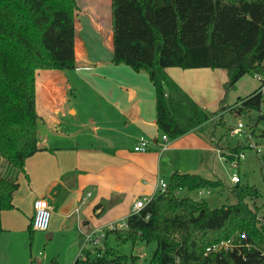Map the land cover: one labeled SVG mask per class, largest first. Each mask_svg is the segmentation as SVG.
I'll return each mask as SVG.
<instances>
[{
	"label": "trees",
	"instance_id": "trees-1",
	"mask_svg": "<svg viewBox=\"0 0 264 264\" xmlns=\"http://www.w3.org/2000/svg\"><path fill=\"white\" fill-rule=\"evenodd\" d=\"M108 7L113 63L148 73L162 133L175 139L225 110L222 105L209 112L172 80L167 73L170 67L226 69V92L244 75L259 74L260 86L238 97L231 112L248 117L263 110L264 0H112V6L111 0H103L102 8ZM80 9L78 0H0V234L1 213L14 208L19 173L25 170L27 158L41 150L37 71L76 68ZM244 148H232L228 158ZM211 187L225 185L199 174L174 172L165 191L151 197L138 213H130L125 227L103 231L102 240L113 233L133 244L155 242V264H264V215L261 206L253 203L261 194L259 188L237 182L230 188L236 203L217 208L179 194ZM33 219L28 226L31 236ZM226 240L233 247L208 252V247ZM95 251L83 248L73 264L127 260L107 243Z\"/></svg>",
	"mask_w": 264,
	"mask_h": 264
},
{
	"label": "crops",
	"instance_id": "crops-1",
	"mask_svg": "<svg viewBox=\"0 0 264 264\" xmlns=\"http://www.w3.org/2000/svg\"><path fill=\"white\" fill-rule=\"evenodd\" d=\"M102 1L94 14L83 12L77 17L76 68L37 71L36 109L49 132L38 130L41 150L27 158L25 170L19 173L14 208L1 213V242L4 237L12 243L16 233L28 230L36 198H46L52 206L47 238L62 232L83 238L92 233L96 238L112 224L123 223L135 200L157 195L160 178L168 182L174 172L205 177L220 153L232 160L227 152L232 148L207 137L203 124L175 139L169 137L167 147L161 148L155 87L146 71L113 63L112 9L105 36L102 11L107 9ZM217 71L167 68L172 80L197 102L213 88ZM74 82L80 85L76 92L81 102L65 107L68 86ZM215 89L218 102V86ZM234 105L224 104L227 109L212 119L218 121ZM142 136L149 148L135 151ZM102 239L96 247L105 246Z\"/></svg>",
	"mask_w": 264,
	"mask_h": 264
},
{
	"label": "rangeland",
	"instance_id": "rangeland-1",
	"mask_svg": "<svg viewBox=\"0 0 264 264\" xmlns=\"http://www.w3.org/2000/svg\"><path fill=\"white\" fill-rule=\"evenodd\" d=\"M101 1L102 0H78L81 14L83 12L94 14L95 11L100 8ZM106 9V12L102 11V16L105 19L104 34L108 36L111 7ZM63 72L68 71L65 70ZM211 75L212 74H210V76ZM261 78L262 76L258 77L256 74L248 73L237 82L235 88L226 92L223 85L228 80L227 70L218 69L217 73L212 78L214 84L213 88L209 89L199 102L204 104L209 112H214L220 105H232L236 102L238 97H244L258 88L261 84ZM74 83L75 84H70V86H68V100L65 103V107L69 105L78 106L81 102L79 99L80 93L77 94L76 92V88L80 87V85L79 83ZM215 85L218 86V93L220 94L218 102H216L217 93ZM225 108L227 109V107ZM259 114L260 112L253 111L250 116L241 117L235 116L234 113L230 111H226L224 117L222 116L218 121L211 119L203 124L202 128L207 132V137H213L215 142L220 141L222 146H229L230 148H234L238 145L244 146L242 143L245 144L247 135L240 134L239 132L233 133L232 130L237 128L240 120H243L247 125L248 123L256 122ZM68 118L71 117L68 115ZM39 130L40 132L43 130L44 134H48L49 132L43 127L42 122H39ZM263 130L264 124L263 121L260 120L257 124L255 140L261 143L262 146H264V136L260 133ZM227 152H231V149ZM244 152L246 158L241 160L239 167H234L232 162L225 156L222 157L223 155L220 153L219 158L214 162L211 161L209 164L211 172L205 170V173L210 174L205 177L220 180L224 183L225 187L207 188L204 189L203 193L183 190L180 196H191L196 200L206 201L212 208L234 204L237 199L231 193L230 188L236 183L232 180V176L236 173L240 177L241 184L249 183L259 188L261 194L258 198L253 199V203L261 206L260 213L264 215V163L262 161L264 153L258 154L255 149L249 146L244 148ZM212 170L214 171V175H211ZM7 234H9V232ZM47 235L48 232L43 230H34L32 236L28 230L24 232L20 231L14 235L17 239H13L12 243L2 237V242L0 241V264H72L80 255L83 248L91 249L96 252V244L92 240L86 242L85 236L83 238L75 232H71L69 235L62 232L51 239L47 238ZM106 242L107 246L112 249L115 254L127 255L125 264H155L152 262V256L156 249L155 242L146 243L140 240L136 244H133L130 240L124 241L117 239L113 233L106 239Z\"/></svg>",
	"mask_w": 264,
	"mask_h": 264
},
{
	"label": "built area",
	"instance_id": "built-area-1",
	"mask_svg": "<svg viewBox=\"0 0 264 264\" xmlns=\"http://www.w3.org/2000/svg\"><path fill=\"white\" fill-rule=\"evenodd\" d=\"M258 77H261L260 75L257 74ZM260 115H261V120L263 121L264 124V109L262 111H260ZM257 124L256 122H251L248 125L243 121L240 120L238 122V126L237 128L233 129V133L235 132H239L240 134H245L247 135V140L244 143H242L243 145L249 146L253 149L256 150V152L258 154H262L264 153V146L261 145V143H258L255 140V132L257 129ZM247 129V130H246ZM264 132L261 131V133ZM260 133V134H261ZM169 140V136L166 133L162 134V149H165L167 147V141ZM149 148V141L147 140V138H145L144 136L140 137L139 141L135 144L134 146V150L138 151V152H144L147 151ZM264 156V154H263ZM246 158V154L245 152H240L238 154H236L234 156V158L231 160L232 165L234 167H239L240 162L242 159ZM232 180L234 182H240V177L238 174H234L232 176ZM168 186V182L165 181L164 179H159L157 188L159 191H165V189ZM151 197H141L137 200H135V202L132 204L131 206V211L130 213H138L140 211L141 208H143L149 201H150ZM34 209H35V214H34V219H33V228L35 230H43L46 231L49 229V225H50V221H51V216H52V206L49 202V200H47L46 198H36L34 200ZM126 223L125 221L121 224H112L110 226V228L113 229H117V228H122L125 227ZM104 232H102L99 236H97L96 238H94V236L92 235V233L87 234L86 235V242L92 240L96 245L98 244V241L100 239H102L104 237ZM231 247H233V243L231 240H226V241H221L218 242L216 244H214L213 246H210L207 248L208 252L211 251H221V250H227L230 249Z\"/></svg>",
	"mask_w": 264,
	"mask_h": 264
}]
</instances>
